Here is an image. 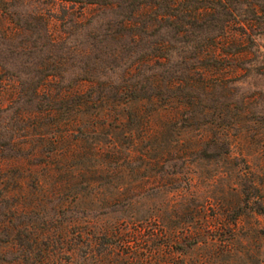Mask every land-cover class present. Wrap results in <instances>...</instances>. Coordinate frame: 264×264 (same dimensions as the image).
I'll return each mask as SVG.
<instances>
[{
    "label": "trees",
    "instance_id": "1",
    "mask_svg": "<svg viewBox=\"0 0 264 264\" xmlns=\"http://www.w3.org/2000/svg\"><path fill=\"white\" fill-rule=\"evenodd\" d=\"M60 1L56 38L46 13L22 27L0 0V74L5 50L24 56L0 78V264H95L98 236L119 238L102 264H147L91 212L140 193L159 264H264V89L241 86L264 78V0Z\"/></svg>",
    "mask_w": 264,
    "mask_h": 264
},
{
    "label": "rangeland",
    "instance_id": "2",
    "mask_svg": "<svg viewBox=\"0 0 264 264\" xmlns=\"http://www.w3.org/2000/svg\"><path fill=\"white\" fill-rule=\"evenodd\" d=\"M11 2L15 5L14 10L16 11V16L18 17V23L22 27H28L30 26H36L39 28V25L33 20L30 19V16H32V12L36 9L39 11H43L45 16L48 18L49 22V30L50 33L58 38L64 35V31L67 30L65 28L64 24L62 23L61 18L65 17L66 19L72 18V15L70 13L71 9L68 8L69 4H65L64 2H61L60 0H56L54 2H50L49 0H11ZM78 8L77 5L75 9ZM86 14L88 15L93 11L89 8H86ZM74 17V16H73ZM28 20V21H27ZM27 21V23H26ZM78 28H74L72 31V35L70 38V42L65 44V47L63 46L61 50L67 51V46L69 44H75V47H78L79 44L84 41L83 35H80L77 33ZM257 41L261 44V46L264 49V34L259 35L257 37ZM13 50V49H12ZM73 51V54L76 55V52L73 49H70ZM58 53L60 54L59 50H55L54 48L47 47V50L45 49V54H53ZM63 53V52H61ZM24 56H19L14 53H9L5 50L4 54V60H1V63L4 64V69L2 70V73L0 74V78L7 79L5 80L6 85L11 84L14 80V75L16 73V67L20 64V59L23 60ZM33 63H26L27 68L31 69L34 66V63L37 62L36 60L32 61ZM11 63H14L15 66H13ZM65 66V65H64ZM77 71V68L74 66L70 68L66 73L63 74L64 81L63 83H69L72 82V78L75 75V72ZM25 77V76H22ZM52 82L55 81V78H50ZM53 85H56L55 83H52ZM242 90L244 91H251L253 89H264V78H252L248 79L246 83H242ZM3 154L6 153H12L9 148H2L1 149ZM160 195V193H159ZM152 197H155V195H152L150 197L147 196L146 193H140L138 196V202L133 205L132 208L126 207L123 210L117 209L116 211L111 210V208H107L102 203H95L91 207L92 213L96 214V218H94V227L97 232V230L105 228L106 226L110 227L111 225H114L117 223H122L121 228L123 229V235L125 242L129 240V242H126L123 247V250L126 251L128 245L133 246V249L137 251V253L141 254L142 257H148L147 264H159V259L162 251L160 250L162 247L163 238L161 237L158 226L159 223L154 222L150 220L151 212L153 209V202L155 204L157 203L156 199H153ZM88 204V199H84L81 205ZM117 207L115 206L114 209ZM119 208V207H118ZM113 209V208H112ZM4 211L3 208L0 206V212ZM137 212V218L139 221L132 223L133 220H129L128 216L131 214V212ZM31 216V215H29ZM2 216H0V219ZM141 225L143 228L138 233H136L135 228H138V226ZM1 236V234H0ZM117 241H119V238L116 237H110V238H104L101 236H98L96 239V248H97V256L98 259L95 264H102L101 262V256L103 254L104 247H108L109 242L116 244ZM126 246V247H125ZM84 248V247H83ZM81 264V260H79V263ZM83 264H88L87 261H84Z\"/></svg>",
    "mask_w": 264,
    "mask_h": 264
}]
</instances>
